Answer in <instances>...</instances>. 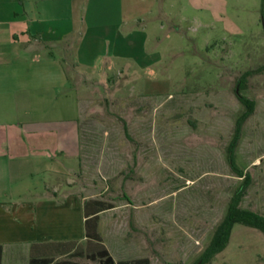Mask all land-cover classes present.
Returning <instances> with one entry per match:
<instances>
[{
    "label": "rangeland",
    "instance_id": "rangeland-1",
    "mask_svg": "<svg viewBox=\"0 0 264 264\" xmlns=\"http://www.w3.org/2000/svg\"><path fill=\"white\" fill-rule=\"evenodd\" d=\"M153 12L144 23L151 35L145 52L130 47V57L104 69L105 56L127 51L128 40H98L95 78L70 65L66 124L83 147L76 167L55 163L74 168L72 190L81 199L114 206L102 213L100 234L115 260L196 264L241 182L226 155L245 110L240 80L241 94L255 104L235 149L237 168L251 175L241 207L264 215V0H156ZM72 204L80 206L78 199ZM34 208L18 219L26 234L31 226L42 235L52 218ZM70 217L74 233L75 208ZM60 230L55 237L68 231ZM52 258L102 264L62 253ZM211 264H264V234L235 224Z\"/></svg>",
    "mask_w": 264,
    "mask_h": 264
},
{
    "label": "crops",
    "instance_id": "crops-1",
    "mask_svg": "<svg viewBox=\"0 0 264 264\" xmlns=\"http://www.w3.org/2000/svg\"><path fill=\"white\" fill-rule=\"evenodd\" d=\"M155 3L156 0H0L1 264H29L32 243L86 240L83 205L91 198L81 199L79 192H73L70 176L74 168L55 163L68 160L76 167L80 156L76 155L77 147H83L81 138L75 136L73 141L71 125L66 124L72 111L67 91L72 82L70 65L86 78H95L92 72L100 53L98 40L109 44L128 40L127 51L114 48L105 56L104 69L115 66L114 59L130 57L131 50L145 52L151 35L144 23L154 18ZM125 28L128 32L124 35ZM73 199H78L80 206L74 207ZM33 205L36 212L42 207L41 214L52 218L51 226L42 235L39 228L37 235L31 226L30 235L26 234L18 219L32 216ZM73 207L78 217L74 233L70 217ZM104 211L99 213L100 233ZM57 228L68 231L65 236L55 237L62 234Z\"/></svg>",
    "mask_w": 264,
    "mask_h": 264
},
{
    "label": "trees",
    "instance_id": "trees-1",
    "mask_svg": "<svg viewBox=\"0 0 264 264\" xmlns=\"http://www.w3.org/2000/svg\"><path fill=\"white\" fill-rule=\"evenodd\" d=\"M241 82L242 80H240L236 93L245 110L236 120L233 138L226 150L227 160L237 172V176L241 178V182L230 198L226 213L213 230L210 240L200 254L196 264H211L212 259L227 247L233 226L237 223L253 227L264 234V215L241 207L242 199L251 185V175L237 168L235 149L242 135L243 124L253 114L255 105L252 100L241 94L239 90L241 89ZM124 131L128 135L126 123H124ZM113 207L112 204H108L102 199H89L85 201L83 209L86 240L84 242L64 240L32 243L29 251V264H81L64 259L54 262L52 256L57 255V253L67 254L70 257H85L90 260H99L102 264H151L149 258L115 260L111 255L99 232V213ZM2 253L3 247L0 245V264L2 263Z\"/></svg>",
    "mask_w": 264,
    "mask_h": 264
}]
</instances>
